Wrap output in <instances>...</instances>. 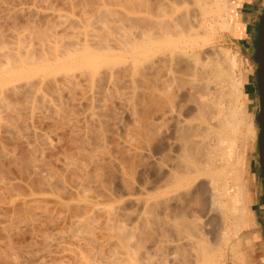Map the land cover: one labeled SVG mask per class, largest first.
<instances>
[{"label":"bare ground","instance_id":"6f19581e","mask_svg":"<svg viewBox=\"0 0 264 264\" xmlns=\"http://www.w3.org/2000/svg\"><path fill=\"white\" fill-rule=\"evenodd\" d=\"M109 1H111V0H109ZM120 1L123 2L124 0H120ZM134 1H132V0L126 1L125 0L126 6H128V4H129V6H128L129 9L127 7L126 8L128 10H130V9L131 10L136 9V10H133V11L130 10L131 12L130 11H128L129 13L126 12L127 15H125V14L121 15V14L114 12L113 9H111V7H113V4H112V6H110V4L108 5V3H107V5L110 6V8H109L105 5V2L103 0L104 5H102V6L100 5L98 12L95 14L93 13L94 17H93V15L92 16L89 15L90 18H87L88 16L85 15L86 17L83 16L84 17L83 18L80 15L81 19H82L81 22L83 23V24L81 23V25L78 23V22H80V18H79V20L77 19L75 21L78 23V25H80L81 29H77V28H80V27H77L76 30H74L75 28L70 27V28H72V30H74L72 32L70 31L71 33L70 32L68 33L70 35H67V37H69L68 39H70V40L67 39V37L64 33L65 31L68 32L69 30H66V29H64L65 31L63 30L64 38H61V37H63L62 32H59V34L61 33L60 35L58 34L59 36L57 34H54L55 35L54 36L51 32H49V30L51 31L50 27L51 26L55 27L56 23L55 24L52 23V25L50 24L49 27H47L48 28V30H47L48 34L49 33L52 34V36H54L53 38L56 40L54 42L52 41V43H51V40H54V39L52 37L49 38L50 35L49 36L46 35L47 33H44V35L48 36V38L46 36L45 37L48 39V41L50 39L49 42L48 41L46 42L45 40H47V39L46 38L44 39V37L43 38L41 37L43 39L44 43L41 42L42 40L41 41L37 40L38 44H40L39 42H41V44L39 45V47H40L39 49H41V50L40 51L38 50V51L42 52L44 54L37 52L38 45H36L37 46L36 51L34 50L35 48L34 49L31 48L33 46L35 47V45H33V46L28 45L29 46L28 47L27 43H25L26 41H24V44H26V45H23V40H27L26 38L24 39V36H22V35H24L22 33L23 31L18 32L19 29L18 30L16 29L15 30L16 32H15L14 30H12L10 28L12 30V33H13V34L11 33L10 35H12V37H14V39L12 38V42H10V44H6V41L4 42V40H3L4 45H6V46H4L3 43L0 41V43L2 45V47L0 45V82H1V80H3L2 83H4L6 85L5 86L2 84L3 86H0V106L3 107V109L0 108V110L7 111L6 113L1 111L2 113H5V115H3L0 112V117H1V115H3L2 117H5V120L3 118L4 122L5 121L8 122L6 120L7 119L6 117L8 116L7 113L9 112L10 116H11V114L12 115L15 114L14 116L17 115V117L20 118V115H22L21 109H23L21 107L22 104H24L23 107L26 105L25 108L27 109V113H29L30 115H34V114L36 115L35 112L37 109H43L46 105L50 106L49 102L47 101V98H50L53 95V97H51V99L54 98V100L58 101V103H56V101H54V100H52V101H54V103H56L57 106L59 105L56 108V106H55L56 104L52 103V105L55 106L54 108H56V112H57L58 117H60L58 119L60 120L63 118L65 120H69L71 122L72 119L70 118V116H72V115H69V114L73 111H71V110L67 111L66 110L68 113L67 112L65 113V109L67 108V106L65 107V109H63V105L60 104L64 101V100L61 101V99H64V97L61 98V95L63 94V91L65 90L66 87L68 89V87H69L68 85H71L70 86L71 88L69 87V89H71L72 91L69 89H68L69 91L68 90H65V91H67V94L69 92V99L71 97V100L74 101V98H75L74 96H76V94H74V92L77 91L80 84L82 83V81H80L81 83H79V80H78V83H79V85H78L77 79H79L80 77H81V79L84 78V80H83L84 85H86L88 87L89 91L92 94V96L90 94H85L84 96L89 95V96H91V98L93 97L92 99L95 100V102H93V104H95L97 102L95 107L93 106V108H97L96 107L97 104H100L101 106L104 107V108L100 107L101 109H108L109 107L106 108L107 107L106 103L108 102L106 99H108L111 96V92L114 93L113 91H115L116 95H117L118 92H120L119 89L125 88L124 90H126L125 86H128V85L125 84V81L123 82V85H122V81H123L122 79L129 77L131 79L130 84L128 82L129 85H131V83H137L138 84V85L136 84L137 86L135 84H133V85H135V87L133 85H132V87L131 86L130 87L132 89H133V87L139 88L140 92L142 91V93H141L142 95L140 96V99L138 97L139 100L135 102L136 98H135V96L133 97V95L136 93L137 89L132 91V89L127 88L129 90V93L124 91V90H123V92H124V94L126 92V94L128 93L127 95H129V94L132 95L131 100L128 97L127 98L130 101L127 100L126 99L127 95H125V98H124L125 100L121 99L122 101L120 102V97L121 96L124 97V94H122L123 92L121 91L122 92L121 96H120V94H118V96L114 97V95L112 94V96L114 98H116V99L119 98L118 101H119L120 105H121V103L123 104V102H125L126 100L129 101V103L126 102L127 104L122 105V106H124L126 108L127 113H128V110L130 109L131 110L130 112H132L131 113L132 116L134 115V125L132 126V128H131V126H129V124L127 125V127L131 128V130L129 129L130 132L128 133L127 137L124 136L126 139H125V141H122V144H121L122 146H120L119 148H118V146L116 147L117 150L116 149L115 150L117 152L115 150H113V148H112V150L114 152L112 151V154H111L110 153L111 150H109L108 152L111 155L109 153L107 154L110 156L104 155L107 153V151L105 149L106 148L108 149V147H105L107 145H105V143L103 142V141L107 140V139L104 140V137L107 133H105V135L103 133V131L106 130V128H105V130H103L105 123H104L103 119H102V121L104 124H102V121H101V117H102V115H104L105 110L104 111L97 110L100 112V115H101L99 117V119H97L98 118L97 116H99L97 114H99V113H96L93 110L91 100H90L91 98H88V96H86V99L89 103V107H88L86 99L82 96L81 97L82 99L81 98L80 99L81 100L84 99V101L87 104V107L90 108L91 111L89 110L88 112H85L84 113L85 115L80 114L81 115L80 119L82 122L84 120L85 121L87 120V122L91 120L95 126V127L92 126L93 130L95 131L97 129V131H98V132L95 131L96 134H95V136H93L94 140H95V144L93 143L94 146H92L93 148L90 146L89 148L91 150H87L84 147L85 149L83 148L84 150L82 151L81 150L82 144L79 145L81 147V148L79 147L80 149L78 148L79 150H77V148H76L77 145H76L75 150L78 151L77 153H74V152L72 153L70 151L71 152L70 154L64 156L65 158L63 159V164L65 166L61 163L63 165V172L61 175L60 174L61 172L58 173L56 171H59V170L55 171L54 168H51L48 165L46 158H44L45 157L44 156L45 151H47L51 145V143H49L50 137L45 133H43L44 135L43 134L38 135V133H37V136L40 137V141H42V142L41 143L39 142L41 145L40 147H37V146H36L37 148L35 146L32 147V148L35 147L32 150L35 152L36 155L34 156V154L32 153V155L30 154V155H26L25 157H21V160L19 163H21L23 165V167L32 169L33 170L32 172H34L35 176H38L39 174L43 175V173H46L47 176L44 177V178H46V182L45 183L43 182V184H45V185L47 184V188H50V189L51 188L54 189L55 186L65 187V185H64V183L66 181L65 176L67 177V175H68L71 177L72 181H70V182L72 184L71 183L70 184L72 185V187L75 188V190L77 189V191H82V194H79V193H77V194L82 195V199H85L87 201V202H85L86 203L85 205H88L90 207L91 205H89L88 203H90V202L93 203L90 211L87 212V214H85L84 216H81L83 211H79V209L81 208L82 210H84L85 206L84 207L77 206L78 209L77 208H76L77 210L75 209L77 212L74 211L77 214H78V212H81V214L79 213V215H77L75 217V220L73 223V224H75V226L77 228H79L78 230L81 231V234H80V231H78L79 236L80 235L82 236V232H83L84 234L87 235L86 238L89 239L90 235H93L94 231L96 230L95 226H96L97 221L95 220L96 218L94 217L96 215L95 212H99V210L104 209L101 206L103 205L102 203L105 202V200L100 201L101 198L105 199L104 195L102 197L100 196L101 198L99 200L96 198V197H98V195L96 197H94V196L92 197L91 192H90V189H92V188L90 187V185L93 182H96L99 185L102 182H104L100 179L101 176L102 177L105 176L102 174V173H104V170H103V172H101V170L104 169V166L105 167L108 165L109 166L110 165L115 166L113 164L115 161H116V166H117V168L116 167L115 168L118 169L117 171H119V174L122 177L121 180L125 177L127 178V176H130L132 173H134L133 170L136 169V168H134V166L136 167L139 164L137 162L138 164L135 165V163H136L135 160L136 159L138 160L141 158L143 159L144 157L146 158L147 155L146 156H143V155L146 152H148L149 149L151 150L150 145L152 144V141L154 139H156L155 137H157L159 135L161 137V134L163 132H165L163 130H166V137L167 138L164 136L165 137L164 140L166 139L165 141H167V143L169 145L167 147H170V148H166V149H169L170 153H168V150H167L166 152L164 151V153L162 152V155L160 154L161 156L158 155V157H160V158H158V160H159L158 164L161 163L160 165H162V166H160V165L159 166L162 168L164 166L163 169L165 172H164V174L160 173V174H163V178L160 177V179H158L160 182V185H158L159 184V182H158L157 183L158 186L157 187H155L156 185L154 186L155 190L160 192L161 195L160 196L158 195L159 197L157 195H155V197L157 196L156 198H154L155 200H153L151 197H146V196H145V198L143 197L141 199L135 198L133 202L137 207V209H136L137 212L134 214L132 219H131V217L129 219H127L128 216H126L127 217L126 219H123L124 218V217H122L123 214H122V216L120 214L117 215L116 214V208H113L112 205H110L112 207L111 208L109 207V209H106V211L102 210V211H105V215H104L105 219H103V220H105V226L103 228H105L106 231L104 234L107 235V238L109 236V238H108V240H109L111 233L108 234L109 233L108 231H110V230L114 231V234L113 233L112 234L114 237H116V239L114 241L109 240V243L110 244L113 243L115 245L114 246L112 244L114 247H112V245L110 246L113 248V250L116 249V246H117V251L116 250L112 251V248L109 249L108 246L106 245V243H108V242H106L104 244L102 242V245H103L102 248L104 249V245H105V247L107 246L106 249L109 250V251L105 250L106 251L105 252V251L101 250L102 245H100L101 243H99V241H98L97 244H99V246L97 245L96 247H100L99 250H101L102 252H105V254H107V252H108V256H109V253H111V251L114 253L113 256L110 255L111 257L110 256L108 257L106 255V258L104 257L105 254L101 253L100 257L102 256L105 258L104 260L102 259L101 261H103V262L105 260L107 261V262L105 261L102 264H157V261L155 260L156 255L153 253L152 254L149 253L147 247H146L147 251H144L142 249L143 247H145V245L144 246L142 245L143 247L140 248L143 251H141L139 249V242L140 241L142 242L141 239H139L140 241L138 240L139 242L137 241L138 245H136V243H134L137 240L136 239L137 235H139L140 237L146 236L149 239H151V233L153 234L152 236H154V234H155L154 230L158 231V232H156V233H158V237H156V239H151L152 242H150V244H152L151 246L155 249V251L157 250V252H160V251L162 252V253L160 252V258L162 260H164V261L170 260L171 264H219V263H217L219 261V257H216L215 253H216V251L221 253V249H220L221 247L219 248V246L222 244L226 245L225 244L226 241L228 242V239L231 238V237L229 238V236L231 234L230 230L228 228H225V227L222 230L220 229L218 236L215 235V236H217V240H215V243L217 242L218 244L217 245L215 244V246H214L212 243V245L214 247H216V246L217 247L215 249H213V246L212 245H211L212 247L210 246L211 242H208L207 244L205 243L204 239H206L205 236L207 235V233L204 236V234H205L204 232H206V231H204V223L202 221V217L203 216L206 217L210 210L204 211V213L202 215H200L198 212L197 214H199V215L195 216L196 210H195V212L192 211V210H194L193 208H195V207L192 208V206H190L192 204V202L190 203V201H189L188 202L190 204L189 205L186 201L191 199L188 197L189 195L192 196V194L190 193L191 187L193 188L194 186H196L198 184L199 185V186L197 185L198 187L203 186V187H201V190L203 188L204 193L202 192L201 196H204L206 199H208L210 201L212 209L214 207V208H216L215 209L216 211H219L220 213H222L224 216H226V218L228 216H231V217L235 218V220L238 219L240 222L246 221V218L248 217L247 213L250 211L249 206L253 202V197L247 193L246 185L243 181L244 179H242V177H241L242 176L241 173L243 172V167H244L243 166L244 165L243 160H244V153H245L244 143L242 142L243 141L242 139H241L242 141L241 140L240 141H241V143H243L242 144L243 147L241 146L242 150L240 149L241 151H239V153L237 154V160H236L237 161V168L235 169L234 167H232L233 166L232 163H234V161L236 159L235 158L234 161L232 162V158L234 157V155H236L235 153L237 152V151L235 152V150L237 148L235 147L236 148L235 149L234 145L240 136L239 135V127H241V129H242L243 128L242 126L248 125L246 122L243 121L244 117H242L243 116L242 113L245 112L244 109H245L246 101L248 100L246 93L243 91V86H244V83L246 82V77H245V75H244V78H242V76L238 77V75L235 76L236 73L234 74V72H235V68L237 66V62H236L234 57L224 59L223 56L221 55V53L212 52V51L203 52L200 48H198V46L200 45L199 44L200 40L201 39L205 40L204 38L208 37V33L210 31L215 30V27L217 26V24L221 30L228 29L229 25L231 26L232 23H230V21L226 17V10H228L230 3L228 2V0H155V1H153V0H151V1L150 0H141V1L137 0L139 2H136V1L135 2L137 4L138 3L140 4V5L138 4L140 7L139 8V7H136L137 5L135 6L136 3ZM152 1L154 4H151ZM91 2L92 1H90V3ZM112 2H110V3H112ZM132 2L135 4H133ZM93 4H94V2H93ZM120 4L123 5V3H120ZM182 4H184V5L182 6ZM179 5H181L182 8ZM91 6H93V5H91ZM84 8H85V6H84ZM86 8H87V6H86ZM91 8L93 9V7H91ZM7 9H9V8H7ZM33 10H35V9H33ZM94 12H95V10H94ZM120 12L122 13V11H120ZM6 13H8V12H6ZM35 13H37V12H35ZM53 13H56V12H53ZM55 15H56L57 19L60 20V22H61L60 18L61 17L64 18L62 20L63 24H68L67 22L72 24L74 22L73 17H72L73 19L71 21H69L70 18L66 17L65 15H64V17L60 13H56ZM55 15H54V19L56 20ZM46 17H48V16H46ZM67 18H68V21H67ZM214 18H218L220 20V22H218V21L216 22L214 20ZM65 19L67 22H65ZM55 20H54V22H55ZM93 20H95V21L97 20V22H99L100 24L94 22L97 25L92 26L91 22ZM60 22L57 21V24L59 25ZM47 24H49V23L47 22ZM57 24H56V26H58ZM70 24H68V25H70ZM75 25L78 26L77 24H75ZM29 26L27 28L26 27L24 28V29L29 28L28 29L29 31L25 30V32H27L26 35H28L30 33V31H32L30 28L32 26H30V27ZM66 26H64V27L65 28L69 27V26L68 27H66ZM5 27H6V25H5ZM35 27L36 26H34V28ZM16 28H17V26H16ZM44 28H46V27H43V29ZM60 28H62V27H60ZM44 30H42V31H44ZM54 30H56V29H54ZM237 30L238 31L236 32V34H239L240 29L238 27H237ZM14 32H15V34H14ZM33 32H34V30H33ZM33 32H31L30 35L35 34ZM55 32L56 31H54L53 33H55ZM16 33H19V34L22 33V35L20 34L18 36V35H16ZM15 35H16V41H15ZM30 35H28L27 38ZM37 35L40 37V36H42V33H40V35L39 34H37ZM2 38H4V37H2ZM2 38L0 40H2ZM13 40L15 41V43H17L16 46L14 45L15 43H13ZM7 43H8V41H7ZM7 45H9V46H7ZM13 45L15 46V48H13L14 47ZM10 46H12V47H10ZM33 52L34 53L37 52L38 54H34ZM39 54H42L43 56L39 55ZM49 54L53 55V56L48 57ZM34 55L35 56L38 55L39 57L38 56L35 57ZM120 55L122 56L121 57L122 59L120 58ZM203 55H205V56L203 57ZM44 56H46V57H44ZM124 56L127 58H125ZM215 56H218V57H215ZM117 60H119L120 62ZM118 62L121 64H119ZM60 64H62V65L59 67ZM56 65H58V66H56ZM114 65H116L117 67ZM54 66H55V68H54ZM74 68L77 71H81V72H76V70H74L75 72L72 71ZM78 68H81V69H78ZM59 72L60 73L64 72V74H62V75H63V80L66 82H64V81L63 82L67 84L66 86H63V84H64L63 82H61L62 83L61 84L60 81H57L58 83H60V86L64 87V88L62 87L61 95L59 94L61 87L59 86L60 89H58L59 87L56 88V87H54V85L49 86L50 82H48L47 80L50 79V77L48 79L45 78V76H48L50 74L56 75V73H57V75H58ZM74 73H79L77 75H80V76H76ZM54 75H52V76H54ZM33 76H36V77L32 78ZM43 77H44V79H46V81H47V82L45 81L46 83L43 82ZM75 77H76V82L74 79ZM38 78H40V80H38ZM41 78H42V80H41ZM57 78L59 79L60 77L57 76ZM4 79H7V81L10 80V81H8V83H10V84H8L7 81ZM53 79L55 80V78L52 77L51 81ZM18 80L19 81L24 80V83H23V81L18 82ZM126 80L128 81L129 79L127 78ZM85 81H86V84H85ZM87 81L89 82V84L87 83ZM18 83H20V85H21V83H23L24 86L22 84L21 86H23V87H20V86L18 87V85H19ZM0 85H1V83H0ZM47 86H49V88H47ZM51 87H54V90ZM76 87H78V88L76 89ZM80 87H82V86H80ZM21 88H23V89H21ZM45 88L47 90L46 94L47 95L49 94L47 97L45 95V90H43ZM48 89H50L49 93H48V91H49ZM51 89H52V91H51ZM74 89H75V91H73ZM21 90H24L23 91L24 94H22V96L24 95V96H26V98L27 97L30 98V96L33 95V96H31V98L33 97V99L36 96V98L37 99L39 98L40 101H41V99L43 100V102H45V100H46L47 101L46 104L44 103L45 106L43 104V108H42V103H40L39 99H38V101L40 103L41 108H39L40 106L37 103H36L37 105H35V103H33V102L31 103V101H29V99H27V101L25 100L26 104L23 101H22L23 103L20 101L19 103H17L18 104L17 105L16 103H14L15 101L11 100L13 98L9 97L8 95H9V93H13L11 95L12 96L15 95L14 99H16V97H17L16 94L18 93L20 95ZM85 90H87V89H85ZM130 90H131V92H130ZM134 91H135V93L132 94V92H134ZM51 92H52V95L50 94ZM71 92H72V94H70ZM137 92H139V91L137 90ZM43 93H44V95H43ZM139 93H138V95H139ZM22 96L20 95V97H22ZM72 96L74 97L73 99H72ZM113 97H112V100L109 99V101H113ZM9 98H11V99H9ZM134 98H135V100H134ZM19 100H21V99H18L16 101H19ZM36 100H33V101L37 102ZM48 100L50 102H52L50 99H48ZM28 102L31 103V104H29V106H27ZM65 102H67V101H65ZM65 102L63 104H66ZM20 103H22V104L20 105ZM61 105H62V107H61ZM111 105H113L112 102H111ZM37 106H39V107H37ZM48 106L45 108H48ZM124 107H122V108H124ZM52 108H53V106H52ZM97 109H99V108H97ZM115 109H116V107L113 110H115ZM121 110H122V112L124 111L123 109H121ZM54 111H55V109H54ZM109 111L110 110H108L107 112H109ZM22 112H23V115L21 116V118L23 117V119H25V121H29L32 117H34V116H32L30 118H25L26 112H24L23 110H22ZM120 112H117V113L119 114ZM95 113L97 116L95 115ZM101 113H103V114H101ZM113 113H114V111H113ZM114 114H116V113H114ZM74 115L75 114L73 112V116H72L73 119L75 117ZM245 115H247V114H245ZM249 115H250V113H249ZM108 116H109V114H108ZM2 117H1V120H2ZM17 117H15V118H17ZM76 117H77V114H76ZM76 117H75V120L78 121L77 119L79 117L78 118H76ZM94 117L97 120H99L101 122V124H99V122L94 123L97 121ZM18 118H17V120H18ZM68 118H70L71 120ZM12 119H14V118H12ZM23 119H22V121H24ZM80 119H79V121H80ZM93 119H94V122H93ZM113 119H111V121L109 119V121L112 123ZM11 122H13V121H11ZM52 122H53V120H52ZM73 122H74V120H73ZM87 122H85V123H87ZM115 122H116V120H115ZM8 123H10V122H8ZM25 123L26 122H24L20 126L19 125L18 126L21 127L22 125H25ZM62 123H63V121H62ZM72 123H69V124L71 125ZM74 123L77 124V122H74ZM89 123H91V122H89ZM64 124H66V123L64 122ZM69 124L67 123L66 125H69ZM97 124L100 126H98ZM107 124H109V123L107 122ZM2 125H4V124H2ZM5 125H7V124H5ZM15 125L17 126V124H15ZM15 125L10 124L11 130L12 129L14 130V128L16 127ZM13 126H15V127L12 128ZM86 126H88V128H89V125H86ZM19 127H16V128H19ZM25 127H27V126H25ZM75 127H76V125H75ZM75 127H74V124H72V128L74 130H75ZM84 127H85V125H84ZM90 127H91V124H90ZM92 127H91V129H92ZM98 127H100V128L98 129ZM162 127H163V130H162ZM78 128H77V130H80V126ZM111 128H113V127H111ZM19 129H18V131H14V132L17 134L20 132V134H18L20 137V135L25 134V132L23 134H21V131H23V129H22V127H21L22 130H19ZM27 129H24V130H26L28 132ZM85 129L88 130L90 134L94 132V131L91 132L90 128L87 129V127H85ZM34 130L38 131L36 129H34ZM69 130H70V128H69ZM107 130H110V129H107ZM116 130H117V128H116ZM88 131H86V132H88ZM126 131L128 132V130L125 129V132ZM246 131H248V128H247V130L244 131V133H242V135H241L242 138H243ZM249 131L253 132L252 129H249ZM30 132H31V130L29 131V133ZM250 132H249V134H250ZM29 133H27V134H29ZM39 133L41 134L42 132H39ZM75 133H77V131ZM246 133H248V132H246ZM17 134H15V135H17ZM31 134L33 135V134H35V132L31 133ZM83 134H85V130L82 133V136H83ZM90 134L89 135H88V133L85 134L86 137H87V135L89 136V137H87L88 139L90 137H92ZM102 134L104 135V137H102L103 136ZM163 134L165 135V133H163ZM240 134H241V132H240ZM77 135H78V133H77ZM34 136H36V135H34ZM79 136H80V134H79ZM29 137H31V136H29ZM160 137H158L159 141H160ZM16 138H18V137H16ZM78 139H80V141H81V138H78ZM78 139H77V143H78ZM35 140L36 139L34 138L33 141H35ZM38 140H39V138H38ZM72 140H74V139H72ZM118 140L120 142V139H118ZM85 141H87V140H85ZM88 141L90 142V140H88ZM112 141H114V139ZM20 143H22V142H20ZM85 143H88V142H85ZM91 143H92V141H91ZM23 144H25V143H23ZM34 144H36V143H34ZM72 145H73V143H72ZM10 151H12V150H10ZM80 151H82L83 153L85 151V154H88L87 157L89 159H86V157L84 158L83 156H86V155H83L82 152H81V155H82L81 156ZM104 151H106V153ZM86 152H89V153H86ZM115 152L117 154L119 153L118 156ZM150 152H149V154H150ZM113 153H115L114 155L117 156V157L114 156V158H116L115 160H113V158H106V156L111 157L113 155ZM10 154H11V152H10ZM13 156L15 157V155H12V158H13ZM17 156H19V155H17ZM139 156H141V157L138 158ZM104 157L106 159H110V161L112 159L113 163L112 162H110L111 164L109 162L107 163V161H109V160L106 161V159ZM81 158H84L85 160H87V162L89 161L88 165L90 164V166H92V168H93L92 172H91V170H90V172H87V173L85 172L86 170L89 171L88 169L91 167L87 166V167H89L87 169L86 165L83 166V164L84 163L86 164L87 162L82 163L83 159H81ZM102 159H104V160H102ZM144 159H143V161H144ZM149 159L150 158H147L145 160H149ZM101 161H106V164L104 166H102L103 168L101 167V165H103L104 162H102L103 164H101ZM143 161H141V162H143ZM13 162H15V161H13ZM156 162H157V159H156ZM21 164H19V165H21ZM140 164H142V163H140ZM81 167H82V169H84V173H83L84 175L82 174L83 176H81V174H80L81 177L79 175H78L79 176L78 177L76 174V171L77 170L79 171L81 169ZM85 167H86V169H85ZM108 168H110V167H108ZM162 168L159 169L160 172H162L161 171ZM78 171H77V173H78ZM233 172L237 173V174L233 175ZM244 172H245V170H244ZM230 173L234 177L237 175L235 177L236 179H234L237 181V186L235 187L236 190L234 188H232L233 187L232 185H236L235 181L231 185V183H232L231 181L233 179L230 181V184H229L231 187L227 183V178H228L227 176L229 175V178H230ZM64 174H66V175H64ZM31 175H33V174H31ZM103 179H104V177H103ZM112 180H113V178H112ZM126 180H124V182ZM100 181H102V182H100ZM124 182H122V183H124ZM245 182H247V181H245ZM126 186L127 185H125V187ZM197 186H196V188L194 187L193 192L191 189L193 196L194 195L196 196V194H195L196 192L194 193V190L198 189ZM57 187L55 189H57ZM65 188H67V187H65ZM230 188L234 189L235 192L234 193L230 192V191H232ZM71 190H70V192H71ZM88 190H89V192H88ZM105 190H107V189H105ZM85 191L90 193V196H88ZM107 196H109V195H106V197ZM198 196L200 197V195H197L196 199H199ZM204 197L203 198L201 197V199H204ZM128 198H130V196ZM131 198L133 199L134 197H131ZM192 199L195 203L196 199H194V198H192ZM93 200H94V202H93ZM201 201H203V200H201ZM183 204L189 205L192 208L191 211L193 213L188 212L189 215L186 214L184 209H186L187 211H190V208H189V206H187V205L184 206ZM176 205L177 206L181 205V208L185 212L186 216H190V214H194L193 215L194 217H188L187 218L184 215V213L183 214L181 213L183 211L178 209V208H180L179 206L177 208H175ZM197 209L199 210V208H197ZM215 210H213V212ZM177 211H180V212H177ZM248 214L251 215L250 212ZM78 216H80V217H78ZM154 216L157 217V218L155 217L157 219V222L155 224H154L155 221L154 220L152 221ZM213 217H215V216H213ZM214 220H215V218H214ZM122 222H124V223L121 224ZM249 222H250V220H249ZM93 225H95V226H93ZM228 225H230V224H228ZM230 227H232V226H230ZM238 227H239V225H237V228L235 229L236 232H238ZM92 231H93V233H92ZM106 232H108V233H106ZM168 232H172V234L175 238H168L169 237ZM104 236L102 237L103 239H104ZM231 236H233V235H231ZM91 238L93 240V239H95V236L93 235V236H91ZM133 238L136 239V240L134 239L135 240L134 242H133ZM241 238H243V237H241ZM241 238H238V239H241ZM95 240H97V239H95ZM90 242H92V241L90 240ZM95 242L96 241L93 240L92 244L93 243L95 244ZM206 242H207V240H206ZM109 243H108V245H109ZM143 243H144V241H143ZM145 244H147V243L145 242ZM227 244H229V243H227ZM233 245H234V243H233ZM83 246H87V245L84 244ZM88 246H90V245H88ZM88 246H87V248H88ZM94 246H93V248H94ZM230 246H229L230 249L237 247L235 245L231 246V247ZM239 247H237V249ZM119 248H122L123 250L121 249L122 250L121 251ZM87 250H89V249H87ZM95 250H97V252H96V254H97L98 249H95ZM118 250H120L121 253ZM165 250H170V251L167 252ZM233 250H235V249H233ZM249 250H248V252H249ZM115 252H118L119 255H118V253H115ZM220 253H218V254L220 255ZM98 254H100V251ZM79 258H80L79 261L81 264H85V263H88L90 261V258L86 257V256H81ZM87 258H89V259H87ZM79 261H78V263H79ZM101 261H100V264H101ZM89 263H91V262H89Z\"/></svg>","mask_w":264,"mask_h":264},{"label":"rangeland","instance_id":"374dc122","mask_svg":"<svg viewBox=\"0 0 264 264\" xmlns=\"http://www.w3.org/2000/svg\"><path fill=\"white\" fill-rule=\"evenodd\" d=\"M90 1H92L91 2L92 4L90 3ZM112 1L113 0H111V1L104 0L105 5L107 7H109V8L113 4V7H111V9H113V11L116 12V13H118V14H121V15L122 14L123 15L125 14V15H127V13H129L128 11L131 10V9L128 10L129 9V7H128L129 4H128V6H126L125 0L123 2L120 1V0H118L119 2L117 0H116L117 2L115 0H114L115 2L114 1L112 2ZM132 1H134V0H132ZM135 1L136 2H139L137 0H135ZM153 1H155V0H153ZM153 1L151 2V4H154ZM93 2H94V4H93ZM104 2H103V0H100V1L99 0H85V1L84 0H0V26H1L0 27V30H1L0 31V39L2 37H4L0 41L3 43V40H4V42L6 41V44H10V42H12V38L14 39V37H12V35H10L12 33V30L15 31L16 29L17 30L19 29L18 32L19 31L20 32L23 31L22 33L24 35H22V33H20V34L22 36H24V39L25 38L27 39V40H23V45H26V44H24V41H26L25 43H27V46L28 45H32V46L35 45V47L34 46L31 47L33 49L35 48L34 49L35 51H36V48H37L36 45H38L37 52H39L41 50V49H39L40 48L39 45L41 44V42H43V39H42L43 37L45 39L46 37L48 38V36L50 35L49 38L50 37L53 38L55 36L54 34H57L58 35L59 32H62L63 33V30L64 29L69 30L68 32L64 30L65 31L64 33H65V35L67 37V35H70V34H68L70 31L72 32V31L76 30L77 27H80V25L82 23L81 22V20H82L81 19V16L83 17V16L86 15V16H88L87 18H90L89 15L92 16L93 13L94 14L97 13L98 12V9H99V6L100 5L101 6L104 5ZM110 2H112V3H110ZM228 2L230 4H229L228 10H226V17L230 21V23H232L231 26L229 25L228 29L221 30L219 28L218 24H217L218 27L216 26L214 31H210L208 33V37H205L204 38L205 40H203V39L200 40V43H199L200 45L198 46V48H200L203 52L212 51V52L221 53V55L223 56L224 59H228V58H233L234 57L235 60H236V62H237V66H236L235 72H234V74L236 73L235 76L238 75V77H241L242 76V78H244V75H245V77H247V75L250 74L251 75L250 77L253 79L254 83L257 85V76H256L257 75V64L255 63V61L253 59L254 54H250V56H248V57L245 56V54H243L244 52H242L236 46V44L233 42V36L234 35H237L236 32L238 31L237 30V27H236L237 26V23L232 19L233 10H234V6H235V0H228ZM89 3L91 5H93V6H91ZM107 3H108V5L110 4V6H108ZM120 3H123V5H121ZM135 3H133V4H135ZM138 4L136 3L135 6L137 5L136 7H139L140 4L139 5ZM183 5L184 4H182V6ZM84 6H85V8H84ZM86 6H87V8H86ZM179 6L182 8L181 5H179ZM91 7H93V9ZM7 8H9V9H7ZM33 9H35V10H33ZM94 10H95V12H94ZM133 10H136V9H133ZM133 10H131V11H133ZM34 11L37 12V13H35ZM120 11H122V13ZM6 12H8V13H6ZM53 12L60 13L61 15H63V17L65 15L66 17L70 18L69 21H71L74 18L73 20L75 22L77 19L79 20V18H80V22H78L80 25H78L77 22L74 23L73 21H72L73 23L71 22L72 24H70L69 22H67L68 21V18H67V21L65 19V22H67L70 25L63 24L62 23L63 22L62 20L64 18L61 17L60 18L61 19V22H60V20L57 19L56 15H55L56 13H53ZM51 14L52 15L54 14L55 17H56V20L59 21L63 26L60 23L58 25L57 24V21L54 19V15L52 16ZM46 16H48L49 18L46 17ZM93 17H94V15H93ZM54 20H55V22H54ZM214 20L216 22L217 21L220 22V20L218 18H214ZM47 22L49 24H47ZM94 22L100 24L99 22H97V20L96 21L93 20L91 22V25L92 26H96L97 25ZM52 23L53 24L56 23L58 25V26H56V24H55V27L56 28L54 26H51L50 27L51 28V31L49 30V32H51L54 36H52V34H50V33L48 34V31H47L48 30L47 27H49L50 24L52 25ZM75 24H77L78 26H76ZM5 25H6V27H5ZM29 25L32 26V27H30ZM16 26H17V28H16ZM28 26L32 30V31H30V33L33 32V30H34L33 33H35V34H33V35L31 34L30 35V33H29L28 35H30L31 37L29 36L27 38L28 35H26L27 32H25V30L29 31L28 30L29 28L28 29H24V28L25 27L27 28ZM34 26H36V27L34 28ZM42 26L47 28V29L44 28L46 31L43 29ZM64 26H66V27L69 26V27L68 28H65ZM60 27H62V28H60ZM70 27H73L75 29L72 30V28H70ZM54 29H56V30H54ZM77 29H81V27L80 28H77ZM42 30H44V31H42ZM54 31H56V32L53 33ZM15 32H14V34H15ZM36 33L39 34V35H40V33H42V36L39 37ZM44 33H47L46 35H48V36L44 35ZM64 33L62 34L63 37H61V38H64ZM20 34L19 33H16V35H18V36ZM16 35H15V41H16ZM68 38L69 37H67V39ZM37 40L38 41H41L42 40V41L39 42L40 44H38V41ZM55 40L56 39L51 40V43H52V41L54 42ZM68 40H70V39H68ZM7 41H8V43H7ZM15 41L13 40V43H15ZM45 41L47 42L48 39L45 40ZM49 41H50V39H49ZM0 45H1V43H0ZM3 45H4V43H3ZM14 45L16 46L17 43H15ZM4 46H6V45H4ZM7 46H9V45H7ZM15 46L13 48H15ZM1 47H2V45H1ZM10 47H12V46H10ZM37 52H35V53L33 52V53L34 54H38ZM39 53H42V52H39ZM42 54H44V53H42ZM42 54H39V55H42ZM37 56L38 55H36L35 57H37ZM50 56L52 57L53 55H50L49 54L48 57H50ZM204 56L205 55H203V57ZM44 57H46V56H44ZM121 57L122 56L120 55V58ZM215 57H218V56H215ZM125 58H127V57H125ZM119 60H117V61H119ZM119 64H121V63H119ZM61 65L62 64H60L59 67ZM116 65H114V66H116ZM56 66H58V65H56ZM54 68H55V66H54ZM78 69H81V68H78ZM74 70H76V69L74 68L72 71H74ZM76 72H81V71H77L76 70ZM62 74H64V72H61V73L59 72L58 75H57V73H56V75L52 74L54 76H52L51 74L48 75V76H45L46 79H48L50 77V79L47 80L48 82H50L49 83V86L54 85V87L58 88L60 86V83L64 81ZM74 74L76 76H80V75H77L79 73H74ZM36 76H33L32 78H34ZM51 76L54 77L55 80L53 79L51 81V79H52ZM57 76H59L60 78L62 77V78L61 79L60 78L58 79ZM127 78L129 79L128 81L126 80ZM46 79H44V77H43V82H45ZM74 79H75V82H76V77ZM4 80L7 81V79H4ZM38 80H40V78H38ZM41 80H42V78H41ZM78 80H79V83H81L80 81H82V83H81L82 85L80 84V86H82V87L79 86L80 89L78 87H76V89L77 88L79 89V90L77 89V91H75V89L73 90V91H75L74 94H76V96H74L76 99L72 96V99L74 98V101L71 100V97L69 99V92L67 94V91H65V90H68L71 85H68L69 86L68 89H67V87L65 88V90L63 89L64 91H63V94L62 95H61V93H62V87L67 85L66 83H64L66 81L63 82L65 85L63 84V86H60L61 89H60V87L58 88V89H60L59 94L61 95V98L64 97V99H61L60 98L61 101L64 100L60 104L63 105V109H65V107L67 106V108L65 109V113L67 111H70V110L73 111L74 114H75L74 116L76 117V114H77V117L76 118L79 117L77 119L78 121L75 120V117H74V119L72 118L73 112H71L69 114V115H72V116H70V118L72 119L71 122L69 120H65L63 118L60 119V120L58 119L60 117H58V115H57L56 108L59 105L57 106V104H56V103H58V101L54 100V98L51 99V97H53L52 92L50 93L52 96L50 95L51 97L49 96L50 98H47V101L49 102L50 106H48V105L45 106V104L47 102L45 100L46 98L44 99L45 102H43L42 99H41V101H42L41 102L40 99L38 98L39 101H40V103H42V108H43V104L45 103L44 106L45 107L48 106L49 109L48 108H45V107L43 109H37L36 112H35L36 115L35 114L34 115H30L29 113H27V109L25 108L26 105L23 107L24 104H22L23 102L25 103L27 101V99H29V101H31V103L33 102V103H35V105L38 104L40 106V103H39L38 99L36 98V96H35L34 99H33V97L31 98V96H33V95H31L30 98L29 97L26 98V96H24V95L22 96V94H24V92H23L24 90H21V94L20 95L22 97H20V95L17 93L16 94L17 97H16V99H14L15 98V95H13L14 96L13 97L11 95L13 93H9L8 96L9 97H12L14 100L11 99V98H9V99H11L12 101H15L14 103L17 104L20 101L21 102L23 101L22 103H20V105L22 104L21 107L23 108V109H21V114L23 115V112H22V110H23L24 112H26V115H25L26 117L24 116L25 118H30V117L34 116V117L31 118L32 120L31 119L30 120L28 119L29 121H25V119H23V117L21 118L22 115H20V118H18L17 115L14 116L15 114H13V115L11 114V116H10L9 115L10 113L8 112L7 113L8 116L6 117L7 118L6 120L8 122H10V123H8L6 121L4 122L5 117H2V116L5 115V113L7 111L0 110V112L1 111L5 112V113H2L1 112L3 114V115H1L2 120H1V117H0V127H1L0 128V135H1L0 136V264H79L80 263V261H79L80 258L79 257H81V256H86V257H89L90 258V261L89 262H91V263L88 262V263H85V264H100V261L102 259L104 260L106 258V255L108 256V252H107V254H105V252H106L105 250H108V249H106V247L108 246V248L110 249V248H112V247L115 246L112 242L111 243L114 246L112 244H110L109 243V240L110 241H114L116 239V237L113 236L114 231H112V230L108 231L109 233L106 232L108 234L111 233L110 234L111 236H110V239L109 240H108L109 236L107 238V235L104 234L106 230H105V228H103L105 226V220H103V219H105L104 218V215H105L106 209H109V207L111 208L113 206V208H116V214L117 215L120 214L122 216V214H123V216H122V217H124L123 219H126L127 218L126 216H128L127 219H129L130 217L132 219V217L134 216V214L137 212V210H136L137 207H136V205L133 202L135 198L136 199H141L143 197L145 198V196H146V197H151L153 200H155L154 198H156L158 195L159 196L161 195L160 192H158V191L155 190V187H157L158 185H160V182H159L158 179H160V177L163 178V174H164L165 171L163 169L164 166L162 168V167H160V166H162V165H160L161 163L158 164L159 163L158 162L159 161L158 158H160V157H158V155L161 156L162 155V152L164 153V151L166 152L167 150H168V153H170L169 152V149H166V148H170V147H167L169 145H168L167 141H165L166 139L164 140V138L166 137V130H163V127H162V130L165 131V132H163V133H165V135L163 133L161 134V137H160V135L159 136L156 135L157 136V137H155L156 139H154L152 141V144H151L152 146L150 145L151 150L149 149V151L146 152L147 154L145 153L143 155V156H146L147 155L146 158L144 157L145 159H147V158H150V159L149 160H145L143 158L144 159V161H143L142 158L141 159H138V160L135 158L136 159L135 160V162H136L135 165L138 164V163L139 164L136 167L134 166V168H136V169L133 170L134 173H132L130 176H127V178L125 177V178H123L121 180L122 177L120 176L119 171H117L118 169H116L117 168L116 161L113 163V160L116 159V158H114V156L117 157L118 154H119V153L118 154L116 153L117 152L116 151L117 150L116 147L118 146V148H119L120 146H122L121 145L122 144V141H125V139H126L125 137H127L128 133L130 132V130L132 128V126L134 125V115L132 116V114H131L132 112H130L131 111L130 109L128 110V113H127L126 108L124 106H122V105L127 104L126 102L129 103V101L131 100V96L132 95H130V94L127 95L129 93V90L127 88L132 89L131 88L132 85L133 84L136 85L137 83H131V85H129L130 84V80H131L129 77H126V78L122 79L123 80L122 81V85H123V82L125 81V84H127L128 86H125L126 87V90H124L125 88H121L122 90L119 89L120 92H118V94H120V96H121V93L123 92V90L126 91V92H128V93L127 94H126V92H125V94H124V92L122 93V94H124V97L123 96L120 97V102L122 101L121 99H124L125 98V95H127L126 96V99L127 100L130 99V100L129 101L126 100L125 102H123V104L121 103V105H120L119 104V101H118L119 98L118 97H117L118 99L114 98L115 96H118V94L116 95V92L113 91L114 93L111 92V96H112V94L114 95V97L113 96L112 97H113V101L115 103L113 101H109V99L112 100V97L111 96L110 97L108 96L109 98L106 99L108 101L106 103V105H107L106 108H108V107L109 108L108 109H101L100 107H103V106H101L100 104H97L96 107L99 108V109H97V108H93V106L95 107V105H96L97 102L95 104H93V102H95V100L92 99L93 97L91 98V96H92L91 92L89 91L88 87L86 85H84V81H83L84 78L81 79V77H80L79 79H77V83H78ZM8 81H10V80H8ZM8 81H7V83H8ZM22 81L24 83V80H22ZM22 81L21 80L20 81L18 80V82H22ZM53 81L54 82L55 81L56 82L57 81H60V83L57 82L59 84L58 85L56 82H55L56 83L55 84ZM2 82H3V80H1V82H0L1 85L0 86L5 85ZM128 82H129V84H128ZM23 83H21V85ZM79 83H78V85H79ZM87 83L89 84L88 81H87ZM8 84H10V83H8ZM18 84H17L18 87L19 86L20 87H23L24 86V84H23V86H21L20 83H18ZM85 84H86V81H85ZM135 85H133V86L135 87ZM244 85H245V83H244ZM49 86H47V88H49ZM54 87H51V88H53V90H54ZM134 87H133L132 91L135 90V89H137L140 92V89L139 88H134ZM21 89H23V88H21ZM85 89H87V90H85ZM43 90H45V95L47 97L49 94L48 95L46 94L47 93L46 88L43 89ZM48 90H49L48 91V93H49L50 92V89H48ZM69 90H71V89H69ZM137 90H136V93H135V91L132 92V94L135 93L133 95V97L135 96V98H136V100L134 98L135 102L138 101L140 99V96L142 95L141 94L142 91L139 93V92H137ZM51 91H52V89H51ZM243 91H244V86H243ZM130 92H131V90H130ZM138 93H139V95H138ZM257 93H258V90H257ZM70 94H72V92ZM85 94H90L91 95V96H89V95H86V96H88V98H91L90 100H91V104H92L93 110L96 113H99V114H97L99 116H97L96 113H95V115L98 117L97 119H99V117L101 116L100 115V112L97 111V110H101V111H104L105 110L104 111V115H102V117H101V121L103 119V121L105 123V126L103 127L104 128L103 130H105V128H106V130L103 131V133H104V135H105V133H107V134L105 135V137L102 134L103 135L102 137H104V140L107 139V140H105L107 143L105 141H103V142L105 143V145H107L105 147H108V149L107 148L105 149L107 151V153H106V151H104L106 153L104 155H107L109 153L108 152L109 150H111L110 153L112 154V151L115 150V149H116L115 150L116 151L115 153L117 154V156H116V155H114L115 153H113V155L111 157H107V156H110L111 155L109 153L110 155H107L106 156V158H113V160L111 159V161H110V159H106L104 157L106 159V161L109 160V161H107V163L108 162L109 163L112 162L115 166H113V165H110L109 166L108 165V166L105 167L104 165L106 164V161H101V164H103L102 162H104V164L101 165V167L104 166V169H102L103 167L101 168L102 169L101 172H103V170H104V173H102V174L105 175V176H103L105 180L103 179L102 176H101L100 179L102 181H104V182L100 181V182H102L100 185L97 184L96 182H93L91 185L89 184L90 187L92 188V189L89 188L92 197L93 196L96 197L98 195V197H96V198L99 200L104 195V198H105V199L101 198V200H100V201H104L105 200V202L102 203L103 205L101 204L102 205L101 207L104 208V209L99 210V212H95L96 215L94 214L95 215L94 217L96 218L95 220L97 222L95 221L96 222V226L93 225V226H95V229H96V230L94 229L95 231L93 230L94 231V234L93 235L95 236V239H97V240H95V239H93V240L96 241L95 242L96 245L94 243L92 244L93 240H92L91 236H93V235H90V238H89L92 242H90V240L88 238H86L87 235L84 234L83 232H82V236L81 235L79 236L78 231H80V230H78L79 228H77L75 226V224H73L74 223V220H75V217L77 215H79V213L81 214V212H78V214L74 212V211H76L78 209L77 206H79V207H84L85 206L84 207L85 208L84 210H82L81 208L79 209V211H83L82 214H81V216H84L85 214H87V212L90 211V209L92 208L91 206H92L93 203H91V202H90L91 204L88 203L89 205H91L90 207L88 205H85L86 204L85 202H87V201L85 199H82V195H79V194H82V191H77V189L75 190V188L72 187V185H71L72 183L70 182V181H72L71 180V177L68 176V175H67V177L65 176V178H66L65 180L66 181H65L64 185L67 188L62 187V186H60V187L59 186L58 187L55 186V188L57 187V189H55V188L54 189L53 188L50 189V188H47V184L46 185L43 184V182L44 183L46 182V178H44L45 176H47L46 173H43V175L39 174L38 176H35L34 172H32L33 171L32 169L23 167V165L21 163H19L20 160H21V157H25L26 155H30V154L32 155V153L34 154V156L36 155L35 152L32 149H34L36 146L37 147H40L41 146L40 143L42 142V141H40V137L37 136V133H38V135H42L43 133H45V134H47L50 137L49 138L47 136L50 139L49 140V143H51V145H50V148L48 149L49 151L48 150L45 151V153H44V156L45 157L44 158H46V160L48 162V165L51 168H54L55 171L56 170H59V171H56V172H58V173L61 172L60 173L61 175H62V172H63V165H64L63 164V159L65 158L64 157L65 155H68L71 152L72 153L73 152L74 153H77L78 152L77 150H79L81 147H82L81 148L82 151L85 148L87 150H91L89 147L90 146L92 147L95 144V140H94V137L93 136H95V134H96L95 131H97V129L95 131L93 130V127H95V126H94V124L92 123L91 120L88 121V122H87V120L86 121L84 120L85 122H87V123H85L84 121L82 122L81 119H80L81 118L80 116L82 114L85 115L84 113L85 112H88L90 110V108H88L89 107V103H88V101L86 99V96H84ZM43 95H44V93H43ZM82 96L86 99L87 104H88V107H87V104L84 101V99L81 100L82 99L81 98ZM138 97H139V99H138ZM258 98L260 99L259 93H258ZM18 99H21V100L16 101ZM32 99L33 100H36L37 99L36 100L37 102H34ZM48 99H50L51 101L54 100V101H56V103H54V101L50 102ZM65 101H67L68 103L65 102ZM64 102L67 105L66 104H63ZM111 102H112L113 105H111ZM31 103L28 102L27 103V106H29V104H31ZM52 103L56 104L55 105L56 108H54L55 106L52 105ZM62 105H61V107H62ZM39 106H37V107H39ZM52 106L55 109V111L52 108ZM115 107H116V109L113 110ZM122 107H124V108H122ZM259 107H260V103H259V100L258 99H257V101L255 103H249L248 100L246 101V105H245V109H244V111L246 113L243 112L244 114L242 113V115H243L242 117H244L243 118V121L246 122L248 125L245 123L247 126H245V125L242 126L243 127L242 129H241V127H239V135L241 136L242 133H244V131L247 130V128H248V131H246V132H248V133L245 132L243 138H242V136L241 137L239 136L240 139L238 138L239 140L237 139V141L235 142L234 148L235 147L237 148V149L235 148L236 149L235 152L236 151L237 152L235 153L236 155H234V157L232 158V162L236 158L235 161H234V163H232L233 164L232 167H234L236 169L237 168V161H236L237 160V154L239 153V151L242 150L241 149L243 147L242 144L244 143V149H245L244 160H243V163H244L243 166L244 167H243V172L241 173L242 174L241 177H242V179H244L243 181H244V183L246 185V191H247V193L253 197V202L249 206V209H250L249 212L251 213V215L248 214L249 212L247 213L248 217L246 218V221L245 222H240L238 219L235 220V218H233L231 216H228L226 218V216H224L222 213H220L219 211H216L215 210L216 208L213 207V209H212L211 208L212 206L210 204V201L208 199H206L204 196H201L202 195V192L204 193V189L202 188V190H203L202 191L201 190V187H203V186L198 187L199 186L198 184H197L198 186L196 185L198 189L194 190V193L196 192L195 193L196 196L197 195H200V197L198 196L199 199H196V196L195 195L193 196V193H192L193 192V189H194V187L196 188V186H194L193 188L191 187L192 192H191V189H190V193L192 194V196H190V195L188 196L191 199L188 200V201H186L187 203L189 201H190V203L192 202L191 205L189 203L188 204L190 206H192V208L195 207L196 209L193 208L194 210H192V208L189 205L185 204V205L189 206V208H190V211H187L186 209H184L185 212H186V214H188V215H189L188 212H192V211L195 212V210H196L195 216L196 215H199V214L202 215L204 213V211L210 210L208 212V215L206 217L205 216L202 217V221L204 223V231H206V232H204L205 233L204 236L207 233V235L205 236L206 239H204L206 244L208 242H211L210 243V246L212 245V243H213L214 246H215V244L217 245L218 243L217 242L215 243V240H217V236H218V233H219L220 229L222 230L225 227V228H228L230 230V233L231 234H230L229 238L230 237L231 238L228 239V242L226 241V243H225L227 246L224 245V244L220 245L219 248L221 247L220 248L221 249V253L220 252H217V251L215 253V256L216 257H219V261L217 262L219 264H247L251 260H256V259L263 258V255H264V248L262 247L261 238L259 237L260 234L264 235V211L260 207L261 203L264 202V191H263V180H262V175H261V170H260V165H259V156H258V134H259V125H258V122H257V119H256V115H257V112L259 110ZM0 108L3 109V107H1V106H0ZM39 108H41V106ZM121 109H123L124 111L122 112ZM106 110L107 111L110 110L109 111L110 113L107 112ZM113 111L116 114H114ZM117 112H120V113L118 114ZM249 113H250V115H249ZM101 114H103V113H101ZM108 114H109V116H108ZM245 114H247V115H245ZM15 117H17L20 122L22 121V119L24 121H22L20 123L17 120V118H15ZM3 118H4V120H3ZM12 118H14V119H12ZM70 118H68V119H70ZM79 119H80V121H79ZM109 119H110V121H111V119H113V122L111 123L109 121ZM52 120H53V122H52ZM73 120H74V122H77V124H75L73 122ZM115 120H116V122H115ZM11 121H13V122H11ZM62 121H63V123H62ZM103 121H102V124H104ZM24 122H26L27 124L25 123V125H22L21 126L22 129H23V131H21V134H23L25 132V134L27 136L25 134H23V135H20V137H19L18 134H20V132L17 134L14 131H18L19 128H20L19 130H22L21 127H19V126L22 123H24ZM64 122L66 124L67 123L69 124V123H72L73 122L72 124H74V127L76 125L75 130L77 131L78 135H77V133H75L76 131L72 128V124L71 125L69 124L70 125L69 126V125L64 124ZM89 122H91V123H89ZM93 122H94V119H93ZM98 122H99V124H101V122L99 120H97L94 123H98ZM107 122L109 124H107ZM2 124H4V125H2ZM5 124H7V125H5ZM10 124L11 125L17 124V126L16 125L15 126L16 127H19V128H16L15 126H13L12 128L15 127L16 129L14 128V130L12 129L13 130L12 131L11 130V127H10ZM90 124H91V127L93 126L92 129L90 127ZM128 124H129V126H131V128L127 127ZM84 125H85V127H87V129L90 128V131L91 132L94 131L95 133L93 132V133L90 134L89 131L85 129ZM86 125H89V128ZM25 126H27V127H25ZM79 126H80V130L81 131L84 129L85 130V134L88 133V135L90 134L93 138L90 137L88 139L87 137H89V136L87 135V137H86L85 134H83V136L85 135L83 137L82 136V133L84 132V130L82 132L80 130H77V128ZM98 126H100V125H98ZM111 127H113V128H111ZM115 127L117 128V130H116ZM69 128H70L71 131L69 130ZM99 128L100 127H98V129ZM24 129H27L28 132L26 130H24ZM34 129H36L38 131H35ZM107 129H110V130H107ZM125 129L128 130V132L126 131L127 133L125 132ZM249 129H252L253 132H250ZM30 130H31V132L29 133ZM33 131L35 132V134L32 135L31 133H34ZM86 131H88V132H86ZM26 132L29 133V134H27ZM39 132H42V133L40 134ZM240 132H241V134H240ZM249 132H250V134H249ZM15 134H17V135H15ZM79 134H80V136H79ZM34 135H36L39 138V140ZM29 136H31V137H29ZM16 137H18V138H16ZM158 137H160V141H159V138ZM34 138L36 139L35 140L36 142L33 141ZM78 138H81V141ZM72 139H74V140H72ZM77 139H78V143H77ZM113 139H114V141H112ZM118 139H120V142L121 143L119 142ZM85 140H87V141H85ZM88 140H90V142ZM240 140L243 143H241ZM84 141L85 142H88L89 144L88 143H85ZM91 141H92V143H91ZM20 142H22V143H20ZM23 143H25V144H23ZM34 143H36V144H34ZM72 143H73V145H72ZM76 145H77V147H76ZM79 145H81V147ZM33 146H35V147L32 148ZM75 147L77 148V150H75L76 149ZM112 148H113V150H112ZM10 150H12V151H10ZM82 151H80V155H81V152ZM10 152H11V154H10ZM149 152H150V154H149ZM86 153H89V152H86ZM12 155H15V157L13 156V158H12ZM17 155H19V156H17ZM83 155H86V156H83L84 158L86 157V159H89L87 157L88 154H85V151H84ZM140 157L141 156H139L138 158H140ZM84 158H81V159L84 160V161L82 160V163L83 162H87V160H85ZM156 159H157V162H156ZM102 160H104V159H102ZM13 161H15V162H13ZM141 161H143V162H141ZM88 162L86 164L84 163L83 166L86 165V167L89 166V167L92 168V166H90V164L88 165ZM140 163H142V164H140ZM19 164H21L22 166L19 165ZM86 167H85V169H86ZM89 167H87V169ZM108 167H110V168H108ZM91 168L88 169L89 171L86 170L85 172L86 173L87 172H90V170L92 172L93 168L92 169ZM160 168H162V170H161L162 172H160V170H159ZM81 169H82V167H81ZM81 169L79 170L80 172L77 170L79 174L76 171L77 176L78 175L80 176V174H81V176L84 175L83 174L84 173V169H82V170ZM244 170H245V172H244ZM160 173H163V174H160ZM31 174H33V175H31ZM234 174H237V173H234L233 172V175ZM64 175H66V174H64ZM231 175L232 174L230 173V178L231 179L229 178V175L227 176L228 177L227 178V183L229 185L230 184V181L233 179L231 181L232 182L231 185L235 181L236 185H232L233 186L232 188H234L236 190L235 187L237 186V181L234 180V179H236L235 177L237 175L235 177L233 175H232L233 176L232 177ZM112 178H113V180H112ZM124 180H126V181L124 182ZM245 181H247V182H245ZM122 182H124V183H122ZM158 182H159V184L157 185ZM125 185H127V186L125 187ZM105 189H107V190H105ZM234 189H231L232 191H230V192L234 193L235 192ZM70 190H71V192H70ZM88 192H89V190H88ZM88 192H86V193H87L88 196H90V193H88ZM77 193H79V194H77ZM106 195H109V196L106 197ZM155 195H157V196L155 197ZM129 196H130V198H128ZM131 197H134V198L132 199ZM201 197L202 198L204 197V199H201ZM192 198L196 199L195 200V203H194V201H193ZM201 200H203V201H201ZM93 202H94V200H93ZM110 205H112V206H110ZM178 206L180 207L178 209L182 210L181 205H178ZM178 206L176 205L175 208H177ZM197 208H199L200 211ZM102 210H105V211H102ZM213 210H215V211L213 212ZM177 212H180V211H177ZM185 212L183 211L181 213L182 214L184 213V215H185ZM198 212H199V214H197ZM193 215L194 214H190V216H186V215L185 216L188 218V217H194ZM213 216H215V217H213ZM78 217H80V216H78ZM155 217L156 216H154V218L152 219V221L153 220L155 221L154 224L157 222V219H156L157 217L156 218ZM214 218H215V220H214ZM249 220H250V222H249ZM123 223L124 222H122L121 224H123ZM228 224H230V225H228ZM237 225H239L238 232L235 231V229L237 228ZM230 226H232V227H230ZM93 231H92V233H93ZM154 232H155L154 236H152L153 234L151 233V239H156V237H158V233H156L158 231L154 230ZM80 234H81V231H80ZM211 235L212 236L214 235V236L212 237ZM215 235H217V236H215ZM231 235H233V236H231ZM103 236H104V239L102 238ZM168 236H169L168 238H175L173 236L172 232H168ZM241 237H243V238H241ZM147 238L148 237H146V236H144V237L141 236L140 237L139 235H137V238H136L137 240L135 238H133V242L136 240L134 243H136V245H138L137 244V241L139 239H141L142 242L140 240H139L140 242L138 241L139 242V249L142 248L145 245V247H143L142 249L144 251H147L146 250V247H147L149 253L155 254L156 255L155 256V260L157 261V264H171V261L170 260L164 261V260H162L160 258V252L161 251L160 252H157V250L155 251V249L151 246L152 244H150V242H152V240L149 239V238L147 239ZM238 238H241V239H238ZM206 240H207V242H206ZM98 241H99V243H101L100 245H102V242H103V244L106 243V242L109 243V245H108V243H106V245H107L106 247L104 245V249L102 248L103 245L101 246V248H102L101 250H103L105 252H102L101 250H99L100 247H96L97 245L99 246V244H97ZM143 241H144V243H143ZM145 242L147 244H145ZM227 243H229V244H227ZM233 243H234L235 246H237V247L240 246V247L238 249H237V247L233 248L235 250L230 249L229 246L230 245L231 246H234ZM84 244L87 245V246L88 245H90V246H88V248H87V246H83ZM111 245H112V247H110ZM93 246H94L95 249H98V253L100 251V254H98V253L96 254L97 250H95L93 248ZM214 246H213V249H215L217 247V246L216 247H214ZM87 249H89L91 252L89 250H87ZM119 249L121 250L122 248H119ZM142 249H140V250L143 251ZM115 250L117 251V246H116V249H114V250L112 248V251H115ZM120 250H118V251L120 252ZM248 250H249V252H248ZM112 251H111V253H109V256L110 255H112V256L114 255V253ZM165 251L168 252L170 250H165ZM101 253H104L105 254L104 255L105 258L102 257V256H101L102 258L100 257ZM115 253H118V252H115ZM218 253H220V255ZM118 255H119V253H118ZM89 258H87V259H89ZM78 261H79V263H78ZM104 262L101 261V264L104 263Z\"/></svg>","mask_w":264,"mask_h":264},{"label":"crops","instance_id":"0c3cea01","mask_svg":"<svg viewBox=\"0 0 264 264\" xmlns=\"http://www.w3.org/2000/svg\"><path fill=\"white\" fill-rule=\"evenodd\" d=\"M264 9V0H235L232 19L237 23L240 31L233 36V42L244 52L245 56L254 54L256 49L257 30ZM248 74L244 85V91L249 103H255L258 98L257 85ZM264 211V202L260 205ZM262 247L264 248V235L260 234ZM247 264H264V255L261 259L251 260Z\"/></svg>","mask_w":264,"mask_h":264},{"label":"water","instance_id":"95a60500","mask_svg":"<svg viewBox=\"0 0 264 264\" xmlns=\"http://www.w3.org/2000/svg\"><path fill=\"white\" fill-rule=\"evenodd\" d=\"M253 58L257 64V90L260 96V108L256 119L259 125L258 156L264 191V9L257 30L256 50Z\"/></svg>","mask_w":264,"mask_h":264}]
</instances>
